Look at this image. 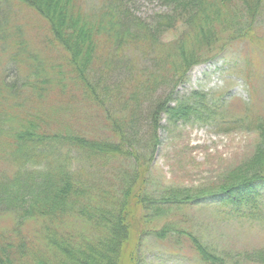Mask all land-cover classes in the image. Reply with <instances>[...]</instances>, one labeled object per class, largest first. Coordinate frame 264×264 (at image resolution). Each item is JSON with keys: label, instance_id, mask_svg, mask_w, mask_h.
<instances>
[{"label": "trees", "instance_id": "16d2710c", "mask_svg": "<svg viewBox=\"0 0 264 264\" xmlns=\"http://www.w3.org/2000/svg\"><path fill=\"white\" fill-rule=\"evenodd\" d=\"M16 1L38 14L42 25L47 27L48 44L56 49L60 60H66V65L56 63L46 67L37 55L38 58L33 57L35 63L31 64L32 80L27 77L18 83L10 82L9 87L7 73L0 72V109L4 102L1 98H5L7 91L12 93L14 87L16 96H11L23 105L19 100L20 92L29 88L43 97L44 86L55 82L64 85L60 94L64 98L69 95V108L90 104L94 114L104 120L102 127L107 130L105 137H89L86 131L70 129L52 133L42 131L43 125L48 128L45 121L38 124L18 122V127H14V118L0 114V131L12 125L10 131L16 134L13 140L18 147L8 149L17 174L0 177V219L13 218L12 229L0 234V264H119L129 236L127 207L132 197L137 198L144 209L161 212L168 207L185 205L187 196L197 197L209 190L201 188L197 193L192 190L182 193L172 189L159 196L154 193H151L153 196L144 193L136 196L134 193L141 180L140 167L152 160L158 139L154 127V137H139L141 129L133 133L140 120L135 115L142 113L143 101L155 95L162 81L167 79L161 86L172 89L186 78V73L198 60L191 58L193 54L188 56L176 49L174 53L172 49L161 56L159 48L164 45L156 44L158 41L152 31L120 0H0V10L5 11V4L12 9ZM93 1L98 5H91ZM174 1L193 2L196 10L201 11L195 12L194 26L198 27L193 31L199 36L196 41L200 46L208 44L200 37L216 35L210 27L216 20L225 18L221 14L224 5L240 8L231 26L227 18L224 19L225 26L220 34L222 36L229 28V35L221 37L225 41L256 38L253 31L256 20L264 16V0ZM3 16L0 41L6 43L10 24L9 16ZM241 20H244L241 25L235 24ZM217 41L212 39L211 43ZM141 43L146 45L143 53ZM174 55L180 58L168 64ZM65 68L70 70L65 72ZM190 98L178 101L175 108L167 107L168 98L159 100L153 119L158 109L166 106L174 123L184 120L219 124L218 118L210 119L216 113L206 119V94L197 91ZM219 105L215 102L218 110L223 109V105ZM87 116L88 108L85 120ZM220 116L226 118L225 114ZM238 121L241 120L221 122L238 126ZM257 122L255 127L261 132V141L244 169L237 170L232 179L221 184L224 193H219V199L226 206L232 205L237 212L246 209L244 219L264 223V209L257 203L262 197L259 195L261 187H264V120ZM110 125L115 128L112 134ZM90 167L94 168L93 177L88 173ZM99 172L102 175L115 173L118 178L115 187L99 185ZM72 218H77L84 226L105 227L110 233H103L93 245L75 243L81 233L76 237L62 230L57 232L59 226L63 227ZM202 254L208 264L225 263L219 251L210 255L205 250ZM256 258L259 264H264V250Z\"/></svg>", "mask_w": 264, "mask_h": 264}, {"label": "rangeland", "instance_id": "374dc122", "mask_svg": "<svg viewBox=\"0 0 264 264\" xmlns=\"http://www.w3.org/2000/svg\"><path fill=\"white\" fill-rule=\"evenodd\" d=\"M120 1L130 7L133 15L152 31L158 42H153L148 37L146 39L157 45H164L159 48L161 56L172 49L174 53L176 49L179 53L186 52L188 56L193 54L191 58L198 60L186 73V78L172 89L161 86L167 83V79L162 81L156 87L155 95L143 101L142 113L135 115L140 120L133 133H139L141 129L139 137H154V127L158 139L152 160L140 167L141 180L134 193H137L136 196L143 193L159 196L172 189L182 193L190 190L197 193L201 188L209 190L197 197L187 196L188 200L184 198L185 205L168 207L161 212L144 209L137 198L132 197L127 207L129 223L126 231L129 236L119 264H208L202 254L205 250L210 255L219 251L224 264H259L256 257L264 250V223L244 219L247 210L237 212L232 205H224L220 202L219 193H224L221 186L223 182L232 179L237 170L244 169L247 159L261 141V132L255 126L257 121L264 120V16L256 20L253 30L256 38L225 41L221 37L229 35V28L221 36L224 21L227 20L231 26L232 21L237 20L240 8L232 4L224 5L221 14L225 18L216 20L210 27L216 35L200 37V40L208 43L200 46L196 41L199 36L193 33L194 28L198 27L194 24L199 11L193 2ZM13 4L12 9L5 4V11L0 10L2 16H9L10 24L8 40L6 43L0 41V72L8 75L7 87L10 82L18 83L33 76V57H41L46 67L55 66L56 63L66 65V60H60L56 49L54 51L48 44L50 38L47 27L42 25L38 14L23 4L19 5L17 1ZM91 5L97 6L98 3L93 1ZM211 11V14L215 12L213 9ZM243 22L241 20L235 24L241 25ZM212 39H218L217 43H211ZM170 45L175 46L169 47ZM139 46H142L140 51L143 53L146 45L141 43ZM179 58V55H174L167 63L171 64ZM38 67L39 70L41 65ZM65 69V72L70 70ZM63 87V84L51 82L44 86L46 92L43 97L27 88L20 92V97L17 95L23 105L12 98L11 95L16 96L14 87L12 93L11 90L7 91L5 98H1L4 102H1L0 114L8 119L14 118V127H18V122L38 124L42 120L48 127L44 128L43 125L42 131L57 133L64 129L74 132L83 130L89 137H105L104 131L107 129L102 127L104 120L94 114L90 104L69 108V95L66 94L64 98L60 94ZM197 91L207 95L206 119L216 113L210 118L213 121L218 118L219 124L216 126L212 121L204 124L184 120L174 123L171 120L166 108H175L178 101L191 99L192 93ZM163 98H168L167 107L159 108L153 119L157 103ZM215 102L220 107L223 105V109L218 110ZM87 108L88 116L85 120ZM221 114H225L226 118L221 117ZM237 119L241 120L238 121V126L225 125ZM221 121L227 122L224 124ZM12 125L7 130L8 126H5L0 131L1 178L17 174L16 167H12L8 150L18 148L17 142L13 140L16 134L10 131ZM109 130L111 134L112 130L115 132L111 125ZM93 171V167L88 170L92 177L95 173ZM98 175L99 185L110 188L117 184L118 178L113 172L104 175L99 172ZM261 188L259 195L262 197L257 203L264 209V187ZM101 198L104 199L103 196ZM115 199L114 197L113 200ZM12 227L13 218L7 216L0 219V234H6ZM60 230L76 237L81 233L80 239L74 237L75 243L85 245H93L103 233H110L105 227L84 226L77 218L69 219L63 227L59 226L57 232Z\"/></svg>", "mask_w": 264, "mask_h": 264}]
</instances>
